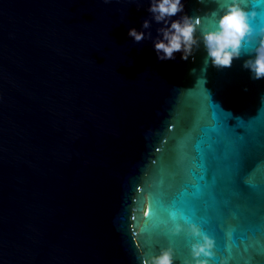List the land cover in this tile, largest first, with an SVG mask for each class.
<instances>
[{
  "label": "water",
  "instance_id": "water-1",
  "mask_svg": "<svg viewBox=\"0 0 264 264\" xmlns=\"http://www.w3.org/2000/svg\"><path fill=\"white\" fill-rule=\"evenodd\" d=\"M183 3L214 26L217 0ZM147 6L0 0V264H138L137 247H171L183 264L189 241L169 229L188 220L203 230L192 202L217 209L221 264L229 255L264 262L260 243L245 253L239 239L250 224L248 243L264 239V79L241 67L249 45L226 69L205 66L202 47L159 62L150 40L127 36ZM234 135L244 137L255 190L228 182ZM202 162L210 170L200 181ZM153 191L180 203L174 216L141 217Z\"/></svg>",
  "mask_w": 264,
  "mask_h": 264
},
{
  "label": "clouds",
  "instance_id": "clouds-1",
  "mask_svg": "<svg viewBox=\"0 0 264 264\" xmlns=\"http://www.w3.org/2000/svg\"><path fill=\"white\" fill-rule=\"evenodd\" d=\"M101 2L109 4L112 0ZM147 4L149 17L142 21L140 30L129 28L127 36L133 44L150 40L157 61L175 60L177 53L179 59L185 61L194 49L202 47L205 66L210 64L216 69H226L231 67L234 59L239 58L244 43L249 45V58L243 61L241 67L248 71L250 79H264V27L254 33L250 21L255 12L245 10V0H217V10L212 13L214 26L211 28L202 26L199 18L184 14L183 0H147ZM152 23L160 25L156 36L147 31ZM260 101L264 104V94L260 96ZM148 208L149 201L145 196L140 212L142 218H146ZM169 232L173 236L183 233L189 241V258L183 264H208L214 254L215 240L198 224L188 220L183 223L175 221ZM173 256L171 247L159 248L151 254L137 247L136 259L138 264H174Z\"/></svg>",
  "mask_w": 264,
  "mask_h": 264
},
{
  "label": "snow or ice",
  "instance_id": "snow-or-ice-1",
  "mask_svg": "<svg viewBox=\"0 0 264 264\" xmlns=\"http://www.w3.org/2000/svg\"><path fill=\"white\" fill-rule=\"evenodd\" d=\"M250 6L252 10L255 12V16L252 18L251 21H255L257 23L256 31H259L261 27H264V0H245V7ZM259 10L257 12L256 10ZM243 120H240L241 127L243 126L242 123ZM222 129L225 132H232V127H228L225 123L221 124ZM233 140L237 142V146L233 149L232 153V160L230 162V175L228 177V182L231 186L235 187L237 184H242L245 188L249 190H255L257 186L256 178L252 172L245 173L243 171L244 169V158H245V151L247 148V145L244 142V137L240 135H234L232 137ZM157 151H160V149H157ZM203 170V173L198 177L200 181H203L206 179L209 169V165L206 162H202L198 165ZM195 175V173H193ZM139 191V189H138ZM148 201H149V208H148V214L146 216V220L152 216H154L158 211L162 213H166L168 216H174L177 211V206L180 204L176 202L175 200L169 202L166 199V194L161 192H149L148 194ZM155 205V208L153 207ZM190 206L192 207L193 211L195 213H198L200 211H203L204 213V225H203V231L206 232L208 235L212 236L213 239L216 241V226L213 222L212 216L217 211V209H214L211 204H205L203 207H201L197 203H190ZM135 219V217H133ZM252 224L249 225L247 228L250 229ZM241 232L239 235V239L244 242V252L248 253L250 251L255 250L256 244L260 243L261 248L260 251L264 253V239H260L257 241V238H255L253 235H251L252 243H248L250 237L248 235V231ZM230 235L233 237V242H235V238L237 237V233L235 230H233ZM237 247H239L237 245ZM215 251H213V256L209 258L208 264H221L220 256L225 252V249L222 245H220L218 242L215 243L214 247ZM231 252V249L228 250ZM225 264H253V261L251 259L248 260H242V259H236L233 256L229 255L228 259L225 261ZM264 264V262H262Z\"/></svg>",
  "mask_w": 264,
  "mask_h": 264
}]
</instances>
